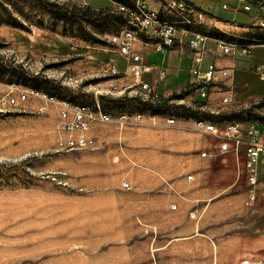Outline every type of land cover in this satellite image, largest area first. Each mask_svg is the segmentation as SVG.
Segmentation results:
<instances>
[{
	"label": "rangeland",
	"instance_id": "rangeland-1",
	"mask_svg": "<svg viewBox=\"0 0 264 264\" xmlns=\"http://www.w3.org/2000/svg\"><path fill=\"white\" fill-rule=\"evenodd\" d=\"M126 1L129 9L137 4ZM188 1L221 20L248 26L241 33L246 40L216 39L241 48L253 46L249 54L235 56L240 67L222 79L226 90L217 110L248 123L263 122L264 79L255 70L244 72L249 64L264 63V47L259 44L264 41V0H252L247 13L242 11L243 0ZM45 4L76 11L64 22ZM120 6L111 0H0V93L7 85L39 90L59 103L99 108L110 116L107 123L90 124L84 132L87 145L69 152L57 150L58 139L66 137L58 129V105L29 98L0 117V264H140L133 261V246L139 248L148 231L141 216L133 213L140 202L129 184L140 168L131 153L140 138L130 119L153 114L148 103L157 102L159 115L196 121L208 114L203 102L209 92L200 96L201 78L192 74L193 69L185 83L179 76L158 72L157 85L151 86L142 77L152 74V68L135 79L130 56H140L134 49L137 42L125 56L112 37L137 28L116 17L92 16L91 22L79 17V8L117 13ZM146 6L155 8L154 1L147 0ZM154 49L164 53L155 41ZM209 138L206 141L220 142V154H243L249 192L245 148L230 144L224 150L223 138ZM156 178L163 183L162 175Z\"/></svg>",
	"mask_w": 264,
	"mask_h": 264
},
{
	"label": "crops",
	"instance_id": "crops-1",
	"mask_svg": "<svg viewBox=\"0 0 264 264\" xmlns=\"http://www.w3.org/2000/svg\"><path fill=\"white\" fill-rule=\"evenodd\" d=\"M153 1L155 8L149 9L162 23L175 25L187 34L179 33L175 46L164 53L154 49L153 40L141 37L134 49L154 73L143 76L142 81L157 85L154 75L158 72L188 81L194 65L185 43L192 35L208 39L201 69L215 65L234 68L236 72L240 67L237 57H222L213 40H246L241 33L248 26L221 20L188 0H184L187 6L201 12L204 18L182 22L176 14L166 11L163 0ZM263 64H249L244 73L257 71ZM225 90L222 84L208 90V99L203 102L208 114L196 121L204 120L218 128L235 124L244 130L249 124L245 119H226V114L217 110ZM168 119L173 123L168 124ZM130 121L140 138L132 144L131 153L140 168L133 172L129 184L138 192L140 202L133 213L141 216L148 231V238L138 242L139 248L133 246L134 263L241 264L244 260H260L264 264V159L258 166L255 200L248 204L242 153L220 154V142L206 141L212 134L198 130L196 121L183 115L173 118L148 114ZM156 175L163 176V183Z\"/></svg>",
	"mask_w": 264,
	"mask_h": 264
},
{
	"label": "built area",
	"instance_id": "built-area-1",
	"mask_svg": "<svg viewBox=\"0 0 264 264\" xmlns=\"http://www.w3.org/2000/svg\"><path fill=\"white\" fill-rule=\"evenodd\" d=\"M147 0H137L135 12H129V24L136 27L137 31L125 29L120 34L112 37V42L118 46V50L122 55H131V46L135 42L142 40L141 37L155 41V47L159 51L172 49L178 41V34L186 35V31L178 30V27L172 24L162 23L155 11L146 6ZM246 4L242 7V11L247 13L251 11L252 0H243ZM164 7L168 13L176 14L182 22L201 21L204 15L192 7L187 6L184 0H167L163 1ZM124 10L123 8H120ZM222 9H227L226 5ZM208 39L191 36L185 46L192 54V62L194 68L192 74L201 78L199 90L200 96L206 97L207 91L211 87L221 85V81L227 78L232 68L221 69L215 65H209L205 70H201L203 56L206 53L205 43ZM213 43L222 57L244 56L249 54L250 49L241 48L238 45H228L221 42ZM264 47L263 45H260ZM132 64L130 72L135 79H141L143 73L151 71V67L141 63L140 56L132 54ZM140 64V65H139ZM261 79H264V64L257 68ZM146 89L147 84H143ZM29 98H37L44 104H54L60 107L58 129L66 137H60L57 141L58 152H69L73 147H84L87 140L84 132L93 122L107 123L110 116L103 113L99 108H92L85 105L78 107H67V105L59 104V101H53L52 97H47L45 93H32L20 90L19 87H5V91L0 93V117L12 113L22 103ZM228 98H224V102H228ZM44 108H41L43 111ZM140 117L137 116V119ZM167 123H173L172 119H168ZM198 130L204 133H211L223 138L224 143L221 148L227 150V145L242 146L245 148L248 168V183L251 190L248 192V201L254 199L253 188L257 185V170L261 160L264 159V121L249 123L243 131L238 125L227 124L222 128L216 127L214 124L204 120H198L195 123ZM204 156V155H203ZM127 188V184L125 186ZM241 264H263L262 261L244 260Z\"/></svg>",
	"mask_w": 264,
	"mask_h": 264
},
{
	"label": "trees",
	"instance_id": "trees-1",
	"mask_svg": "<svg viewBox=\"0 0 264 264\" xmlns=\"http://www.w3.org/2000/svg\"><path fill=\"white\" fill-rule=\"evenodd\" d=\"M113 2H116L122 6H120L121 8H123L124 10H121L117 13H114V12H111L110 10H108V8H102V9H99L97 11H92L89 7H83V8H79V12H81L80 14V19L83 20V21H86V22H91L93 21L94 19H92V16L97 19V18H101V17H104L106 19H112V18H115L116 17V20L118 21H124V22H127L129 23V12L127 11H130V12H135L136 11V8L135 6H133L132 8H128V3L126 0H111ZM45 9L50 13L52 14L54 17H56L57 19H60L64 22H67L70 18L73 17L76 9H67L66 11H61L59 10L58 6L54 5V4H45ZM93 23V22H92ZM264 41H260L259 44H263ZM250 73V72H249ZM248 74V73H247ZM37 90V89H35ZM39 91V90H38ZM37 91V92H38ZM41 93H43L41 91ZM49 97H51V95L47 94ZM53 98V97H52ZM55 99V98H54ZM148 106L151 108V111L153 114H159V111H160V106H159V103L157 102H149L148 103ZM237 115L236 114H230L229 116H226L224 115L223 118H226V119H233V118H236Z\"/></svg>",
	"mask_w": 264,
	"mask_h": 264
},
{
	"label": "bare ground",
	"instance_id": "bare-ground-1",
	"mask_svg": "<svg viewBox=\"0 0 264 264\" xmlns=\"http://www.w3.org/2000/svg\"><path fill=\"white\" fill-rule=\"evenodd\" d=\"M195 37H201V38L206 39V38L203 37V36H195ZM216 42H221V43H223V44H228V43H226V42H224V41H220V40H217ZM228 45H232V44H228ZM234 45H235V44H234ZM30 92H32V93H41V92H37V91H30ZM47 97H49V96L47 95ZM53 101H57V100L53 98ZM59 104H61V105H67V107H78V106H70L69 104H66V103H59Z\"/></svg>",
	"mask_w": 264,
	"mask_h": 264
}]
</instances>
